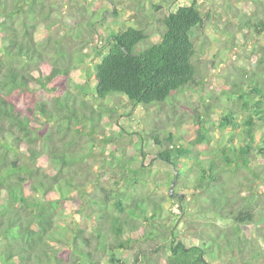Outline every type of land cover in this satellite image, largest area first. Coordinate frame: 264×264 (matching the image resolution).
<instances>
[{"label": "trees", "instance_id": "obj_1", "mask_svg": "<svg viewBox=\"0 0 264 264\" xmlns=\"http://www.w3.org/2000/svg\"><path fill=\"white\" fill-rule=\"evenodd\" d=\"M43 3L0 0V264H160L162 259L164 264H213L211 260L220 258L212 249L217 240L200 233L199 243L188 247L175 233H164L169 230L161 222L164 207L153 196L139 193L146 186L140 179L148 169L142 164L151 158L148 153L140 151L143 160L137 169L116 165L117 180L106 187L86 161L68 158L61 150L65 143L68 148L74 144L64 140L73 130L63 122L72 124L79 137L93 140L101 128L96 123H101L94 114L70 111V99L77 100L70 85L86 88L73 75L77 60L66 45L57 40V58L43 59L42 44L35 39ZM170 5L168 0L152 3V8L164 11L156 20L162 36L144 49L137 48L151 36L141 23L138 28L111 30L106 39L99 35L107 44L98 52L101 62L87 71L96 98L120 94L129 103L163 105L171 96L200 85L192 39L193 30L204 24L198 0L176 12ZM89 21L93 33L96 22ZM235 95L230 100L242 104L245 116L219 107L217 114H194L193 129L180 140L173 133L163 141L153 136L160 150L151 161L169 165L167 186L156 184L166 187L169 199H175L183 212L187 203L180 193L186 191L194 202L205 198L219 206L224 201L231 209L217 212L234 221L231 229L236 228L240 246L250 239L241 226L255 225L256 214L249 204L245 210L232 208L235 190L223 176L237 178L239 169L253 168L252 156L260 155L263 171L253 169V175L256 181L264 179V80H254ZM90 120L93 125L86 132L83 123ZM229 129L233 132L220 140ZM240 129L243 139L235 133ZM68 151V156L78 154ZM209 208L204 203L202 213H209ZM69 213L76 218L65 222ZM160 233L165 243L154 251L166 248L167 257L142 248Z\"/></svg>", "mask_w": 264, "mask_h": 264}, {"label": "rangeland", "instance_id": "obj_2", "mask_svg": "<svg viewBox=\"0 0 264 264\" xmlns=\"http://www.w3.org/2000/svg\"><path fill=\"white\" fill-rule=\"evenodd\" d=\"M159 1L116 0L114 3L115 0H44L42 16L36 17L37 24H41L38 25L35 39L42 44L43 59L53 62L57 58L56 41L60 40L77 60L78 66L73 75L86 89L70 85L77 97V100L70 99V111L80 115L94 114L98 123H101H96L101 128L97 131V139L93 140L89 135L79 137L72 124L63 122V125L67 124L73 130L64 140L74 144L68 148L65 143L61 150L68 153V158L86 161L85 164L92 166L96 180L106 187L114 186L117 180L114 174L119 171V166L127 163L137 169L141 165L143 159L139 160L140 151L148 153L151 158L156 156L160 147L154 135H158L162 141L170 133L175 135L176 141L187 135L193 129L194 114H217L219 107L222 111L237 109L245 116L247 113L242 104L230 99H236L235 92L246 90L254 80H264V0H198L204 24L193 30L192 39L196 46L194 63L199 72V86L171 96L163 105L129 103L120 94L104 100L96 98L95 86L88 83L87 71L92 70L98 61L101 62L98 52L107 44L105 37L111 30L138 28L141 23L151 39L147 44L139 45L138 50L160 41L163 28L156 20L163 17L164 11L152 8V3ZM168 1L171 11L176 12L179 7L190 5L193 0ZM91 18L96 22V31L93 33L88 25ZM81 32L82 35L78 37ZM99 35L105 39L101 41ZM38 66L40 64L35 65ZM50 107L53 109L52 105ZM83 124L86 126L85 131L90 132L93 122L90 120ZM241 130L235 131L239 139L244 137ZM232 132L231 129L225 131L219 136L220 140L225 141L226 135ZM59 136L61 139L62 134ZM165 144L170 145L169 142ZM211 146L215 147L216 142ZM68 150L78 154L68 156ZM151 158L142 163L148 169L140 179L146 182V186L139 193L153 196L164 207L161 222L169 228L163 230L164 233L169 236L175 233L188 247L199 243L200 233L214 238L217 241L212 249L220 258L211 260L213 264H264V190L260 188L264 186V179L256 181L253 175L254 170L259 173L263 171L260 155H253L255 166L241 167L237 178L230 173V177H226V174L223 176L231 185L230 190H235L232 208L245 210L249 204L256 214L255 225L241 226L243 234L250 239L244 240L240 246L236 228L231 229L234 221L221 218L217 212L231 209L227 208L224 201L221 206L213 205L211 199L205 198L194 202L191 193H180L178 190L187 203L183 212L175 199H169L166 187L156 184V181H162L167 186L169 177H165L171 174L169 165L160 159L151 161ZM190 182H193L192 177ZM204 203L209 205V213H202ZM147 212L150 214V210ZM65 217V222L76 218L70 213ZM164 236L160 233L152 241L144 242L142 248L154 256L159 254L167 257L166 248H161L159 253L156 249L165 243ZM231 239L234 250L231 248ZM164 263L165 259H162L160 264Z\"/></svg>", "mask_w": 264, "mask_h": 264}, {"label": "bare ground", "instance_id": "obj_3", "mask_svg": "<svg viewBox=\"0 0 264 264\" xmlns=\"http://www.w3.org/2000/svg\"><path fill=\"white\" fill-rule=\"evenodd\" d=\"M86 101V100H85ZM218 109V108H217ZM77 144V143H76Z\"/></svg>", "mask_w": 264, "mask_h": 264}]
</instances>
